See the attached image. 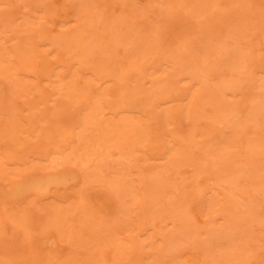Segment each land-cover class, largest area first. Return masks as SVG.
<instances>
[{
    "label": "rangeland",
    "instance_id": "1",
    "mask_svg": "<svg viewBox=\"0 0 264 264\" xmlns=\"http://www.w3.org/2000/svg\"><path fill=\"white\" fill-rule=\"evenodd\" d=\"M0 264H264V0H0Z\"/></svg>",
    "mask_w": 264,
    "mask_h": 264
},
{
    "label": "bare ground",
    "instance_id": "2",
    "mask_svg": "<svg viewBox=\"0 0 264 264\" xmlns=\"http://www.w3.org/2000/svg\"><path fill=\"white\" fill-rule=\"evenodd\" d=\"M51 185H53L55 187H58V186L61 185V183H58L57 181H53V182H51ZM24 188H25V190L26 189L32 190L34 193H40L42 191V189H43V188H41V190H40V187L38 185L37 186H30V183H28L25 186H23L21 189H18V190L19 191H23Z\"/></svg>",
    "mask_w": 264,
    "mask_h": 264
}]
</instances>
